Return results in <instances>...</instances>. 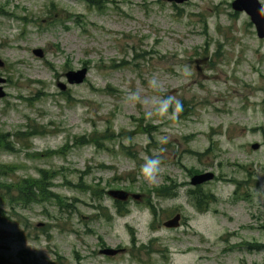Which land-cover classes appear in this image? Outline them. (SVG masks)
Segmentation results:
<instances>
[{
	"label": "rangeland",
	"instance_id": "obj_1",
	"mask_svg": "<svg viewBox=\"0 0 264 264\" xmlns=\"http://www.w3.org/2000/svg\"><path fill=\"white\" fill-rule=\"evenodd\" d=\"M233 1L0 0V132L47 131L14 138L0 164L14 165L15 180L60 170L54 190L73 204L4 203L0 264H264L247 244L264 242V38ZM84 67L85 81L68 84L65 73ZM95 131L111 140L72 146ZM191 168L215 177L193 186ZM169 179L177 194L157 195ZM198 186L215 196L204 212L188 194ZM111 189L141 199L121 201L129 210L119 214ZM177 212L179 226L166 228Z\"/></svg>",
	"mask_w": 264,
	"mask_h": 264
},
{
	"label": "trees",
	"instance_id": "obj_2",
	"mask_svg": "<svg viewBox=\"0 0 264 264\" xmlns=\"http://www.w3.org/2000/svg\"><path fill=\"white\" fill-rule=\"evenodd\" d=\"M88 2H95L97 4L100 0H87ZM87 63H84L86 65ZM115 90V89H113ZM64 94V93H63ZM66 100L69 101L71 96L68 93H65ZM181 105L184 111L190 109L187 107L184 109L185 99H181ZM182 110V111H183ZM154 125L148 126L145 131L150 132ZM47 131L43 129V127H36L34 130L31 131H17L15 133H3L0 132V150L15 151V145L12 143V140L16 138L19 142H25L30 140L33 134L44 135ZM115 133L112 132V136ZM101 140H111L108 136L105 138H100L99 132L95 131L89 134V136H79V139L75 138L72 146H81L84 144H93L97 146V148H101L104 146L103 141ZM213 144V141L211 142ZM212 144H210L208 152ZM67 144L64 145L61 149L54 151L57 154H66L67 153ZM190 153L198 156L199 159L204 155V153H199L195 151H189ZM127 154L132 158H137L135 153H131L127 151ZM14 165L12 164H0V176H5L10 182H0V211L3 214L2 206L3 204H8L10 208H15L18 205H28L32 203H46L50 202L57 206L60 210L63 211H71L72 209V202H69L62 194L54 190L55 180L58 178L60 174V170L56 169H39V175L37 177L32 175L22 176L18 179L9 178L10 176L15 173ZM86 171V170H85ZM83 171V174L86 172ZM203 172V170L191 168L190 175H194L197 173ZM169 183L161 185L155 188V192L159 196H168L172 195L175 196L178 192L179 185L178 183L173 180L169 179ZM67 185L71 184V181H66ZM237 183V188L235 191L240 189L241 184L243 181H235ZM78 187L77 185H74ZM85 192H90L91 194H98L100 199L102 198L103 194L105 193V189L101 186H97L94 189H91L90 185H86L82 188ZM188 194L190 195L194 206L197 208L198 211H206L208 209L209 203L215 200V196L211 192H205L202 190L201 186H198L194 189H189ZM251 193L245 192L242 194L243 199H249ZM99 199V200H100ZM116 210L119 214H123L125 211L129 210L125 203L116 200ZM147 205L149 206L152 214L156 217L158 214L157 207L152 203L151 197L149 196L147 199ZM4 215V214H3ZM170 217H173L170 216ZM155 221V220H154ZM152 222V224L154 223ZM134 236V235H133ZM249 248H256L257 250H264V242H255V243H247ZM103 245H105L103 243ZM144 245L140 248H144ZM151 252V249H150ZM26 264V263H24Z\"/></svg>",
	"mask_w": 264,
	"mask_h": 264
},
{
	"label": "water",
	"instance_id": "obj_3",
	"mask_svg": "<svg viewBox=\"0 0 264 264\" xmlns=\"http://www.w3.org/2000/svg\"><path fill=\"white\" fill-rule=\"evenodd\" d=\"M167 1L170 2L175 1L182 3L187 0H167ZM232 6L234 7L235 10H240V11L245 10L250 15L251 22L255 24L258 37L264 38V6L259 2V0H234ZM33 53L39 57H43L44 55L43 49L41 48L33 49ZM3 65L4 62L2 59H0V66ZM65 76L67 78L68 84H80L85 80L87 76V68L84 67L77 71L69 70L65 73ZM5 82H6V78L0 76V98L6 96V91L4 90V87L2 85ZM58 86L61 87L62 90H66L67 88V85L63 82H59ZM254 146L258 147V144H255ZM214 177H215V173L211 171L198 173L192 176L190 183L193 186H197L213 180ZM108 194L120 201H126L130 196L136 200L141 199V194H136V193L131 194L125 190L111 189L108 191ZM180 219H181V214L177 213L173 217L166 220L163 224L167 228L177 227L180 224L179 223ZM124 250H125L124 248L105 247L100 250V253L108 256H115L116 254Z\"/></svg>",
	"mask_w": 264,
	"mask_h": 264
},
{
	"label": "clouds",
	"instance_id": "obj_4",
	"mask_svg": "<svg viewBox=\"0 0 264 264\" xmlns=\"http://www.w3.org/2000/svg\"><path fill=\"white\" fill-rule=\"evenodd\" d=\"M167 104H168V101H165V106H164V109L162 110H165L166 107H167ZM159 160H152V161H149L147 163V165L145 166L144 168V172L147 174V175H150L152 173H154L155 171L158 170V165H159Z\"/></svg>",
	"mask_w": 264,
	"mask_h": 264
}]
</instances>
